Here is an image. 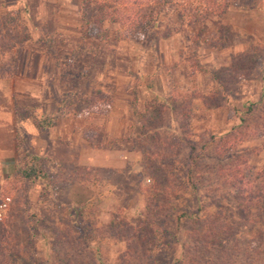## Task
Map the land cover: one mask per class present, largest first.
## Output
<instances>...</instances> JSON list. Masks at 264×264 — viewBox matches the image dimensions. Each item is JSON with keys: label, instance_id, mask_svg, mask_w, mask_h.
Wrapping results in <instances>:
<instances>
[{"label": "rangeland", "instance_id": "obj_1", "mask_svg": "<svg viewBox=\"0 0 264 264\" xmlns=\"http://www.w3.org/2000/svg\"><path fill=\"white\" fill-rule=\"evenodd\" d=\"M116 9L114 0H0V20L21 14L31 35L0 56V74L11 73L2 90L14 89L0 242L21 253L16 264H264V0H237L204 24L163 7L138 33ZM153 100L164 112L143 125ZM1 109L4 141L0 100ZM170 134L174 148L163 151ZM207 141L192 195L188 151ZM144 149L176 157V176L146 172ZM34 156L45 176L20 182L19 162ZM150 174L178 179L180 197L159 203L158 221Z\"/></svg>", "mask_w": 264, "mask_h": 264}, {"label": "trees", "instance_id": "obj_2", "mask_svg": "<svg viewBox=\"0 0 264 264\" xmlns=\"http://www.w3.org/2000/svg\"><path fill=\"white\" fill-rule=\"evenodd\" d=\"M236 2L237 0H114V3L117 6L115 12L116 14H125V20L123 21V17L121 21L125 26H130V33L141 32V30H143L144 28H148L150 24L156 22L157 17L155 16V14H159L157 9L163 7H174V13L178 14L180 20H185L186 18V21H188L190 24H204L211 17H224L228 13V11L235 7ZM132 14H136V16L131 17ZM148 14L152 15L149 16ZM126 16L130 17L126 18ZM30 38V32L26 27L21 14H7L5 17H2V19L0 20V56L11 55L15 47L25 44L30 40ZM15 65V59H12L8 62V66H10L9 68H11L12 70L13 66ZM9 70L5 73V70H1L2 73L0 74V79H6L8 75H11V73H9ZM225 94L228 95V93ZM162 111L164 112V105H162L161 102L153 100L147 103L145 113L143 114V118L145 121L142 124L150 125V122L152 123L154 119H157L162 114ZM33 115L34 114H30L23 119L32 118L34 124L37 127H42V124L37 122V119ZM18 119V113L16 112L15 114L14 112V121H17ZM173 137L175 136H173V134H170L166 136L165 140H162L161 145L163 147V151H168L174 148V145L172 143ZM193 143L194 144H192L193 146L190 148V151H188V160L190 165L187 171V178L190 184L193 185L192 187H189V189H191L192 191V195H196L198 193V185L194 186V167L203 154L201 153V151L207 147L208 141L204 142L202 146L195 144V142ZM15 147L16 150L19 151L20 147L19 142L17 143V139ZM142 152L144 161L143 165L146 169V172L151 168L152 170L159 172V174L162 175L163 178H168L170 177V175L176 176V173L178 171L177 166H179L180 163L176 157L172 161V164H168L164 161V157L161 151L159 152V156L158 154L149 152L148 150L145 151V149ZM38 161L39 158L34 156L30 160L27 158H23V160L19 162L20 166L18 165L17 178L20 182H35L45 176L44 171L41 169ZM150 179L151 185L146 189L147 195L152 200V207H156V209L150 210V217L152 219H155V221H158L159 217L163 218L162 213L158 211L159 203L166 198H171L170 196H174L176 201H178L180 197L178 196V194L175 195L174 192V187L176 185L178 186V179L172 177L173 182H162L161 179L157 178L155 175L153 176V174H150ZM142 192H144L143 189ZM1 203V208L5 209L8 204L11 203V198H5V200H2ZM152 207L150 209H152ZM200 213L201 212H198L195 217H199ZM183 215L186 216V214ZM34 216L35 215H32L31 217ZM2 221L3 217L0 214V222ZM150 224L151 221L149 220V224L142 223L139 227H141L143 231H147L151 228ZM143 231H140L138 234H142ZM1 234L2 232L0 233V235ZM213 234L215 235V233ZM84 235H87V233H85ZM1 238H3V236H1ZM18 250L20 251V249ZM16 251L17 249L13 250V252L10 253L7 252L6 248H4L3 244L0 242V264H5V262L6 264H16L19 259H21V253L16 254L18 253ZM176 264L181 263L178 262Z\"/></svg>", "mask_w": 264, "mask_h": 264}, {"label": "crops", "instance_id": "obj_3", "mask_svg": "<svg viewBox=\"0 0 264 264\" xmlns=\"http://www.w3.org/2000/svg\"><path fill=\"white\" fill-rule=\"evenodd\" d=\"M25 62V59L23 57L22 59V65L24 64ZM39 67L41 68L42 65H36V74H35V77L33 78V81H38V82H41L43 79H40V73H41V69H39ZM10 80H0V100L2 102V105L4 106V110L6 112V114L8 115V120H9V124H8V128L7 132H6V138L5 140L3 141V139L0 138V158L2 156H10L14 153V130H12L10 124H11V118H12V112H11V109H10V100L12 99V95H13V92H14V89H9V90H2V88H4L5 86H9L10 87V84L9 83ZM16 92V91H15ZM16 93H21V92H16ZM1 111L2 109L0 110V114H1ZM5 113L3 114V116L6 115ZM4 120V118H3ZM6 121V120H5ZM26 123H28L26 121ZM1 160V159H0ZM13 161H11V164H12Z\"/></svg>", "mask_w": 264, "mask_h": 264}]
</instances>
